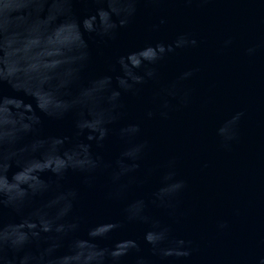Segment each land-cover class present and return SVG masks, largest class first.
Returning a JSON list of instances; mask_svg holds the SVG:
<instances>
[{
  "label": "water",
  "instance_id": "1",
  "mask_svg": "<svg viewBox=\"0 0 264 264\" xmlns=\"http://www.w3.org/2000/svg\"><path fill=\"white\" fill-rule=\"evenodd\" d=\"M63 0H5L0 15V153L5 144L18 141L31 144L32 155L39 159L54 151L67 152L83 137L76 135L75 120L87 116L88 108L80 105L62 120L50 119L37 103L52 114L62 112L73 97L96 77L107 74L115 58L159 42L171 43L177 35L190 32L199 40V47L177 50L159 65L162 82H168L188 67L200 71L187 82L191 89L190 103L171 114L170 119L145 118L155 85H145L138 95L123 98L125 115L112 125V132L93 151L105 161H113L121 151L117 136L120 126L140 122L143 138L151 142L138 175L170 157L177 161V171L188 183L181 197L178 222L172 221L164 209L150 206V212L164 223L171 224L173 236L191 241L192 255L186 264H260L264 259V0H164L158 6L140 0L130 23L120 28L114 40L101 41L84 33L91 50V61L70 88L63 85L72 78L81 48L76 25L61 13ZM92 0H75L74 13L83 19L95 11ZM166 23L160 24V19ZM153 25H159L153 30ZM232 44L224 46L226 39ZM255 47L253 55L246 49ZM99 86V85H97ZM29 106L31 111H29ZM236 113H243L230 127L232 140H225L219 129ZM40 125L34 133L24 135L36 117ZM65 137L63 143L53 138ZM26 154L19 152L16 161ZM7 162L0 159V175ZM45 179L55 180L50 173ZM81 173L69 171L62 183L77 189L76 214L83 217L80 237H86L90 226L104 220H121L130 201L150 199L159 185V176H151L134 187L122 200H108L109 179L98 173L92 187L84 184ZM42 198L32 202L41 207ZM30 211V209H29ZM27 214V213H26ZM12 209L0 207V231L21 223ZM226 221L228 228L218 230ZM101 224L98 231L109 230ZM148 226L128 223L103 240L101 247H114L121 240L135 239L141 247L121 258L120 264H135L144 256L153 264H177L174 258L161 262L144 242ZM65 240L57 254L68 250ZM34 242L27 249L37 254L46 247ZM9 255L11 253L9 252Z\"/></svg>",
  "mask_w": 264,
  "mask_h": 264
},
{
  "label": "clouds",
  "instance_id": "2",
  "mask_svg": "<svg viewBox=\"0 0 264 264\" xmlns=\"http://www.w3.org/2000/svg\"><path fill=\"white\" fill-rule=\"evenodd\" d=\"M139 2L140 0H92L96 6L95 11L80 19L74 13L75 0H63L61 13L76 25L81 48L72 78L63 87L70 88L90 64L92 54L84 33L101 41L114 40L118 30L130 23ZM147 2L158 6L164 0ZM191 2L192 0H187L188 4ZM4 3L5 0H0V15L3 14ZM164 23L166 18H161L160 24ZM158 27L159 25H153V30ZM199 43L194 34L186 32L177 35L171 43L149 44L117 56L107 74L90 81L58 114L48 112L37 103L36 107L41 112L56 120H62L80 105L87 107V116L82 115L74 123L76 135L83 139L75 142L70 151H54L39 159L32 155L35 140L31 144H21L18 141L5 144L4 152L0 153V159L7 162L4 174L0 175V207L12 209L22 220L21 223L11 224L0 231V264H120L121 258L130 251L139 253L140 244L135 239H126L108 248L101 247L98 241L128 223L148 226L144 242L151 246L153 256L158 257L161 262L174 258L177 264H186L192 255L191 241L173 236L171 224L162 222L150 212L151 206L164 209L174 222L181 218V197L187 190L188 183L177 171L176 158L170 157L165 162L146 169L143 176L138 175L152 147L150 140L143 138L140 122H129L119 127L117 136L121 151L113 161H105L93 151V145L102 146L112 132L111 126L123 119L124 96L138 95L149 83L156 87L149 99L146 119L159 118L166 121L174 111L187 107L191 89L186 84L197 75L199 67H188L175 79L162 82L159 65L177 50L196 49ZM231 44L230 38L224 41L225 47ZM255 52V47L246 49L247 55ZM242 116L243 113H236L227 125L219 129V134L226 141L235 138L234 134H229L230 127L237 124ZM39 125L37 116L31 127L25 126L24 135L34 133ZM64 139L62 136L53 138V143L56 140L63 143ZM19 152L25 153L26 158L16 161L17 170L9 177L7 170L12 167ZM69 171L81 173L84 184L89 187L94 185L98 173H106L109 179V190L106 193L108 200L124 199L129 191L142 185L153 175L159 176V185L150 199L140 197L127 203L121 220L100 221L88 228L86 237H80L77 233L80 232L83 217L75 211L79 192L77 189L65 188L61 183ZM44 173H50L55 180L45 179ZM37 198L43 199L42 206L32 207V202ZM101 224L110 225L109 230L98 231ZM217 228L226 230L228 223L220 221ZM41 240L47 246L40 248L37 254L27 250L34 242L39 247ZM65 240L70 241L68 250L58 255ZM135 264L153 262L144 256H138ZM260 264H264V259Z\"/></svg>",
  "mask_w": 264,
  "mask_h": 264
}]
</instances>
